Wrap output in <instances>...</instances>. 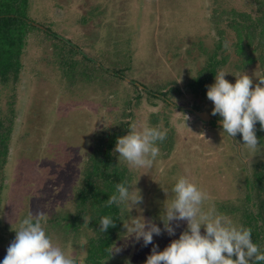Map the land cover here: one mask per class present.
I'll list each match as a JSON object with an SVG mask.
<instances>
[{
    "label": "rangeland",
    "instance_id": "1",
    "mask_svg": "<svg viewBox=\"0 0 264 264\" xmlns=\"http://www.w3.org/2000/svg\"><path fill=\"white\" fill-rule=\"evenodd\" d=\"M252 1L30 0L31 17L75 47L80 56L108 72L115 66L129 67L127 82L159 87L167 93L171 107L145 94L135 104L137 92L131 85L108 83L103 77L79 82L75 91L66 92L59 71L42 52L41 37H30L2 191L0 260L14 239L13 230L29 213L43 210L46 218H59L55 223L74 214L75 190L90 156L103 141L101 137L123 129L126 135L134 123L150 125L152 115L159 119V130L169 133L170 147L157 141L159 153L149 170L132 168L115 156L116 166L125 167L132 175L131 184L138 180L136 187L143 196L140 205L126 209L123 223L143 216L162 227L163 207L169 202L163 190L170 192L182 175L206 194L204 211H217L215 207L223 204L230 207L233 201L239 206L245 192L243 179L251 177L255 164H264V146L249 150L239 134L232 138L233 144L219 124L200 122L190 109L208 113L218 122L220 118L210 114L211 101L191 94L186 84L205 67L218 40V23L226 24L228 11L258 17ZM218 15L221 22L215 19ZM225 36L228 63L219 69L230 74L225 79L234 83L233 76L242 72L252 76L254 83L264 79V55L253 52L255 61L239 67L240 59L233 54L235 35L226 28ZM45 57L49 65L44 63ZM127 98L132 99L130 108L124 105ZM0 99L3 103V94ZM174 224L179 225L175 236L162 232L153 237L158 250L178 238L186 226L184 221ZM42 226L54 242L71 247L77 255L82 251L85 258V237L74 241V236L66 237L58 226ZM115 247L120 249L118 253L113 252ZM151 248L152 244L133 243L125 230L112 245L113 260L103 264H144Z\"/></svg>",
    "mask_w": 264,
    "mask_h": 264
},
{
    "label": "trees",
    "instance_id": "2",
    "mask_svg": "<svg viewBox=\"0 0 264 264\" xmlns=\"http://www.w3.org/2000/svg\"><path fill=\"white\" fill-rule=\"evenodd\" d=\"M29 2L30 0H0V95L3 94L5 98L3 103L0 99V206L5 200L2 197V191L6 187L4 182L7 178L6 167L11 155L12 136L17 118L19 81L24 69L23 60L30 37L36 35L41 37L38 42L42 52L49 55L50 62L59 71L61 83L65 84L66 92L75 91L79 82H95V79L103 77L108 83L124 82L131 85L137 92L134 97L135 104H138L142 94H145L171 107L167 93L160 91L159 87L152 88L140 83L137 85L127 82L126 71L129 67L115 66L111 68L112 73L80 56L75 47L31 17ZM252 2L256 5L257 18H251L245 13L237 14L233 9L226 13L228 17L224 26L218 23L220 27L216 31L218 40L215 42L212 53L207 56L205 67L186 84L191 94L198 98L205 97L206 87L214 80L219 69L227 66L229 55H224L228 40L225 36L226 28L235 35L236 42L232 44L235 48L233 54L240 59L237 63L239 67L241 64L244 66L247 62L252 64L255 61L252 57L253 52L260 51V57H263L264 0ZM215 19L217 22L222 21L219 15ZM45 62L49 65L46 57ZM131 100L126 99L125 107H131ZM158 121V117L152 115L149 122L151 126L158 128ZM255 128L259 145L264 146V130L260 129L259 123L255 125ZM124 134L125 129L113 131L108 136L105 134L106 138L100 136L103 141L90 156L75 190L74 214L60 219V223H55L59 218H45L46 221H42V225L58 226L63 229L67 234L66 237L70 234L74 236V241L78 236L85 237L87 242L85 264L111 262L113 260L112 245L119 238L120 233L125 231L123 221L128 216L126 207L107 203L108 197L115 193L116 184L125 180L129 184L132 182V175L128 169L116 166L114 161L117 154L112 151L116 139ZM167 135L158 142L170 147V136ZM243 181L245 192L239 199V206L233 201L230 207L223 204L215 209L228 216L234 223L250 228L253 241L264 252V164H255L251 177L245 176ZM102 216H111L116 226L100 233L99 220ZM252 264H264V260H253Z\"/></svg>",
    "mask_w": 264,
    "mask_h": 264
},
{
    "label": "clouds",
    "instance_id": "3",
    "mask_svg": "<svg viewBox=\"0 0 264 264\" xmlns=\"http://www.w3.org/2000/svg\"><path fill=\"white\" fill-rule=\"evenodd\" d=\"M226 75L230 74L218 71L214 82L206 87V98L212 103L210 114L220 118L221 131L229 140L233 142L232 138L239 134L242 145L255 151L259 145L255 125L259 123L264 130V79H256L259 83H254L252 76L242 72L233 76L235 82L230 83ZM164 138L165 133L159 128L134 123L126 135L116 139L112 151L132 168L149 170L159 153L157 141ZM137 181L116 184L115 193L108 197L107 203L125 206L127 210L136 208L143 201ZM163 191L169 202L163 207L162 227L143 216L123 225L133 243L152 244L144 264H252L253 260H264V252L252 239V230L215 210L204 211L206 194L189 178L179 176L170 192ZM46 215L43 210L29 213L19 222L0 264H85L82 251L77 255L71 247L66 249L46 234L42 226ZM177 221L186 223L184 230L163 250H158L153 237L162 232L169 237L175 236L179 225L174 222ZM115 226L111 216H102L98 231L104 233ZM119 251L115 247L113 252Z\"/></svg>",
    "mask_w": 264,
    "mask_h": 264
},
{
    "label": "water",
    "instance_id": "4",
    "mask_svg": "<svg viewBox=\"0 0 264 264\" xmlns=\"http://www.w3.org/2000/svg\"><path fill=\"white\" fill-rule=\"evenodd\" d=\"M190 112L198 118V120L202 123H211L212 125L219 124L218 121L214 120L208 113L194 111L190 109Z\"/></svg>",
    "mask_w": 264,
    "mask_h": 264
}]
</instances>
